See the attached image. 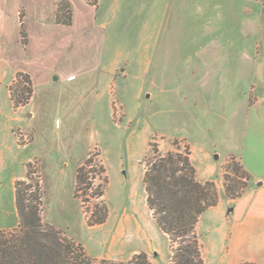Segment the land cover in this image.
<instances>
[{
	"label": "rangeland",
	"instance_id": "374dc122",
	"mask_svg": "<svg viewBox=\"0 0 264 264\" xmlns=\"http://www.w3.org/2000/svg\"><path fill=\"white\" fill-rule=\"evenodd\" d=\"M85 2L96 10L101 7L99 0L95 5ZM64 3L67 8L62 9ZM60 9L61 20L71 16L72 24L68 0L57 2L51 22L68 26L57 20ZM158 10L146 23L145 18L134 22L129 15L122 17L120 28L118 20L106 23L101 27L105 39L92 33L81 41L78 34L70 63L95 64L99 59L103 66L58 67L46 84L38 85L28 72L20 71L32 30L21 9L16 44L6 42L9 47L4 49L0 41L3 239L22 237L15 184L26 177L28 164L42 182V222L59 233L60 243L78 259L76 264L128 262L139 253H145L150 264H170V242L148 207L144 183L156 148L166 154L179 142L181 151L191 154L196 180L212 183L219 201L220 196L235 199L244 194L247 179L238 158L228 155H240L245 108L233 79H240L246 68L230 67L229 55H200L190 31L161 28ZM115 22L117 31L111 27ZM121 59L118 67H104ZM200 61L209 67H201ZM71 73H77L75 81H67ZM6 114L12 119L8 131ZM203 154L211 156L209 166L217 165L219 172L207 180L193 160ZM88 159L92 163L84 171L86 183L75 198L78 169ZM105 208V222L95 224ZM201 218L205 257L214 264L220 218L215 212Z\"/></svg>",
	"mask_w": 264,
	"mask_h": 264
},
{
	"label": "crops",
	"instance_id": "0c3cea01",
	"mask_svg": "<svg viewBox=\"0 0 264 264\" xmlns=\"http://www.w3.org/2000/svg\"><path fill=\"white\" fill-rule=\"evenodd\" d=\"M59 1L62 0H0V41L4 49L16 42L20 12L26 10V21L32 25L31 42L28 57L20 59V71L28 72L38 85L46 84L58 67L64 70L63 67L72 66H103L99 59L95 64L93 61L84 64L82 60L70 63L78 46V34L81 41L88 40L92 33L104 38L105 28L101 27L106 23L118 20L120 28L122 17L128 15L139 23L145 18L146 23L157 8L161 28L190 31L194 41H198L200 55H229L230 67L246 68L240 79H233L245 108L240 155L228 157L238 158L247 187L238 198L220 196L218 205L205 213L215 212L220 218L215 226L219 244L214 264H264V0H99V10L85 0H68L73 8V23L68 26L51 22ZM111 27L118 30L116 22ZM122 63V59L116 60L104 67H118ZM199 63L201 67H209L207 63ZM77 77V73H71L67 81H75ZM6 120L8 131L12 119L7 114ZM10 142V139L6 142L8 147ZM210 157L203 154L193 158L205 180L219 174L217 165L210 168ZM217 159L218 156L215 162H219L220 156ZM205 264H208L206 257Z\"/></svg>",
	"mask_w": 264,
	"mask_h": 264
},
{
	"label": "trees",
	"instance_id": "16d2710c",
	"mask_svg": "<svg viewBox=\"0 0 264 264\" xmlns=\"http://www.w3.org/2000/svg\"><path fill=\"white\" fill-rule=\"evenodd\" d=\"M86 1L91 5L96 4V0ZM60 12L61 9L58 22L70 25L71 16L63 21L59 17ZM175 146L176 150L166 154L157 148L151 152L144 177L147 204L170 242V264H205L199 222L207 210L218 205L219 199L212 183L202 184L196 180L191 154L183 153L179 142ZM91 163L92 159H88L78 169L75 198L78 197L80 185L86 183L84 171ZM33 174L32 165L28 164L26 177L15 184L16 209L23 233L20 240L12 241L3 239L0 233V264H76L78 259L71 257L70 248L60 243L59 233L42 222L44 191L40 176L34 177ZM107 212L105 208V215H100L95 224H103ZM103 264L150 263L145 253H139L128 262L104 261Z\"/></svg>",
	"mask_w": 264,
	"mask_h": 264
}]
</instances>
